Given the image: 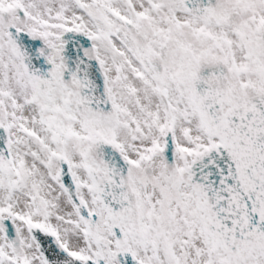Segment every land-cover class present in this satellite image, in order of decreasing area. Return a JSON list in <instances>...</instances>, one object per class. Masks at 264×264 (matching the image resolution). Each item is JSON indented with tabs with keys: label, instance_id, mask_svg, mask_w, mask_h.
<instances>
[{
	"label": "snow or ice",
	"instance_id": "snow-or-ice-1",
	"mask_svg": "<svg viewBox=\"0 0 264 264\" xmlns=\"http://www.w3.org/2000/svg\"><path fill=\"white\" fill-rule=\"evenodd\" d=\"M0 264H264V0H0Z\"/></svg>",
	"mask_w": 264,
	"mask_h": 264
}]
</instances>
